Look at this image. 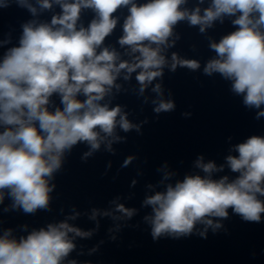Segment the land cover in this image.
<instances>
[{
	"label": "clouds",
	"instance_id": "clouds-1",
	"mask_svg": "<svg viewBox=\"0 0 264 264\" xmlns=\"http://www.w3.org/2000/svg\"><path fill=\"white\" fill-rule=\"evenodd\" d=\"M187 2L0 0V10L15 5L32 17L21 23L18 44L7 48L0 58V205L6 198L11 201L4 212L35 215L50 211L51 194L56 189L52 181L77 146L85 145L87 150L80 159L87 162L101 152L102 145L103 152L115 155L113 144L127 143V136L118 135L117 129L143 134L147 119L135 124L120 105L104 102L113 88L120 89L116 81L122 72L125 80L136 73L141 94L152 85L157 117L175 111V101L163 98L164 68L169 67L172 73L178 67L201 68L198 60L181 58L175 52L169 66L165 50L174 44L169 40L181 21L199 26L204 33L215 22L231 18L234 30L210 43L215 56L204 64L203 74H219L229 81L230 91L242 97V105L255 112L254 118L264 117V0H210L203 10L199 5L204 0H198L192 9L184 7ZM54 5L59 12L50 21H40L39 12ZM122 9L127 15L118 44L125 48L129 60L121 59L115 48L103 46L117 28ZM85 10L93 14L86 27L81 23ZM8 42L10 39L0 43ZM157 78L161 83L153 84ZM54 95L59 97V106L52 102ZM232 150L236 154L225 160L230 172L236 174L234 178H214L213 173L223 172L225 166L204 162L200 156L195 161L198 173L165 183L174 175L165 172L158 185L146 186L160 189L146 193L140 204V209H148L141 222L149 226L154 242L189 238L198 224L212 227L215 234L222 224L214 218L228 219L229 209L245 223L264 222V135H250ZM136 159L137 155L126 157L121 167ZM111 167L108 161L106 171ZM121 199L116 195L107 208H93L88 218L96 227L90 230L69 222L78 214L19 237L6 229L0 235V264H78L69 259L77 247L74 240L91 238L99 227L98 217L113 221L120 230L139 215L140 209L120 203ZM200 235L207 238L203 232Z\"/></svg>",
	"mask_w": 264,
	"mask_h": 264
}]
</instances>
